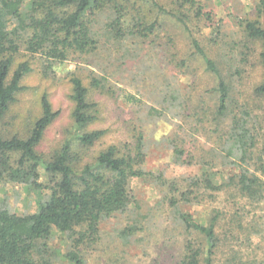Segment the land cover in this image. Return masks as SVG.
Wrapping results in <instances>:
<instances>
[{
  "label": "trees",
  "instance_id": "obj_1",
  "mask_svg": "<svg viewBox=\"0 0 264 264\" xmlns=\"http://www.w3.org/2000/svg\"><path fill=\"white\" fill-rule=\"evenodd\" d=\"M137 1L0 0V185L22 186L38 199L36 212L20 214L8 206V197L0 200V264H55L58 257L69 264H86L78 247L85 240L96 242L101 224L111 217L131 209L139 211L133 182L155 178L143 169L147 152L140 132L134 134L133 142L111 144L93 153L107 131L91 128L99 117L98 105L90 101L89 89L77 76L69 79L72 125L49 155L40 146L59 114L49 96H39L38 116L19 123L12 116L11 107L24 90L22 82L34 70L32 61L41 57L40 74L48 79L54 63L66 61L71 54L95 51L98 42L91 17L105 10L112 14L108 29L115 39L136 36L147 40L164 21L180 26L191 56L199 58L204 72L215 79L210 106L203 107L201 100L200 107L189 111L191 99L171 95L167 100L168 112L187 123L191 135L204 131L208 124L214 127L211 147L200 159L186 150V140H173L174 164L200 166L196 174L168 182L163 175L157 179L161 201L167 202L190 235L177 264H264L263 128L248 111V104L232 98L233 88L227 81L232 73L223 75L197 38L203 27L213 28V11L204 0H153L152 9L136 5ZM153 10L156 15L151 18ZM255 13V18L239 21L243 42L225 43L223 50L231 62L240 49L238 63L246 66L253 53L251 44L260 45L262 79L252 95L264 101V0ZM211 42L216 44V39ZM20 56L29 61L17 64ZM180 64L184 66L185 61ZM237 66L235 74L241 76ZM92 85L101 88L99 82ZM125 99L142 105L132 95ZM206 203L223 207L204 209V216L197 218L180 210ZM142 231L132 221L120 231V239L125 245L132 244ZM57 235H67L73 249L57 252L51 246Z\"/></svg>",
  "mask_w": 264,
  "mask_h": 264
},
{
  "label": "rangeland",
  "instance_id": "obj_2",
  "mask_svg": "<svg viewBox=\"0 0 264 264\" xmlns=\"http://www.w3.org/2000/svg\"><path fill=\"white\" fill-rule=\"evenodd\" d=\"M151 1L139 0L136 5L150 9ZM204 1L213 11L214 26L203 27L202 34L197 35V38L203 43L208 55L217 62L222 74L232 73V78L227 79L233 88L232 98L244 105L248 104V111L257 118L264 134V101L252 95L253 88L262 79L260 45L251 44L253 53L246 66L238 63L240 49L231 62L224 58L223 50L225 43L243 42L239 21L255 18V9L260 0ZM151 13V18L155 17V10ZM91 19L92 32L98 42L96 50L85 55L71 54L66 61L54 63L48 79L42 78L40 74L41 57L31 60L34 70L23 80L24 90L19 94L18 102L11 107L13 119L19 123L31 116H38L37 100L46 93L53 109L59 113L40 146V150L49 155L58 147L64 133L72 125L69 79L72 76L79 77L89 89L90 101L95 102L99 109L98 120L91 128L107 131L93 153L111 144L133 142L134 134L140 132L147 152L143 169L155 176L133 182L139 211L131 209L102 223L99 239L94 243L85 240L78 247L81 258L86 264H177L183 242L190 235L178 222L167 202L161 201L162 188L157 184V179L163 175L168 182L177 177L196 174L200 166L174 164L173 140L177 139L179 143L186 140V150L200 159L211 147L214 127L208 124L204 131L191 135L190 126L168 112L167 100L171 95L191 99L189 111L200 107L201 100L203 107L210 106V89L214 87L215 79L204 72L199 58L191 56L189 41L180 26L164 21V25L147 40L136 36L115 39L108 29L112 19L110 11L96 13ZM131 22L130 15L126 24L128 28ZM218 29L220 35H217ZM213 39H216V44L211 42ZM24 61L29 60L25 56L16 58L17 64ZM181 61H185L184 66L180 64ZM234 65L242 70L241 76L235 74ZM93 81L99 82L101 88L94 89ZM126 95L136 97L142 105L127 102ZM15 127L21 129L17 125ZM4 197H8V206L19 214L37 210V196L22 186L0 185V200ZM219 206L223 207V204L181 206L180 210L197 218L203 217L206 209ZM132 221L141 225L143 231L134 237L132 244L125 245L119 234ZM51 246L59 253L73 249V243L67 235L55 236ZM55 264L69 263L58 257Z\"/></svg>",
  "mask_w": 264,
  "mask_h": 264
}]
</instances>
